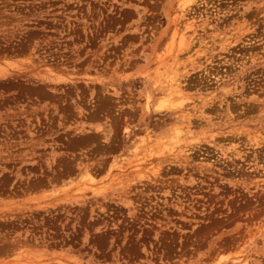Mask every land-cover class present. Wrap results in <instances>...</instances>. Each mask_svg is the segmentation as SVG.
<instances>
[{
	"label": "rangeland",
	"instance_id": "374dc122",
	"mask_svg": "<svg viewBox=\"0 0 264 264\" xmlns=\"http://www.w3.org/2000/svg\"><path fill=\"white\" fill-rule=\"evenodd\" d=\"M0 264H264V0H0Z\"/></svg>",
	"mask_w": 264,
	"mask_h": 264
},
{
	"label": "bare ground",
	"instance_id": "6f19581e",
	"mask_svg": "<svg viewBox=\"0 0 264 264\" xmlns=\"http://www.w3.org/2000/svg\"><path fill=\"white\" fill-rule=\"evenodd\" d=\"M177 36V35H176ZM182 38V37H181ZM172 39H173V35L171 34L170 36H169V40H170V42L172 41ZM177 41V40H176ZM181 41V40H180ZM179 41V42H180ZM177 43V42H176ZM181 44V43H180ZM160 104V103H159ZM161 104L163 105H167L168 107H170V108H175V107H178V106H180V104L178 105L177 104V102L176 101H173V100H170L169 98H165L164 100H162L161 101ZM160 104V105H161ZM161 107V106H160Z\"/></svg>",
	"mask_w": 264,
	"mask_h": 264
}]
</instances>
